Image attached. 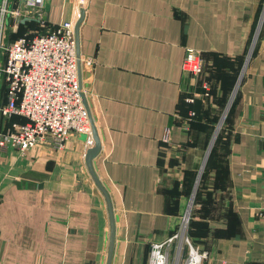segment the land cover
I'll return each instance as SVG.
<instances>
[{"label": "crops", "instance_id": "obj_1", "mask_svg": "<svg viewBox=\"0 0 264 264\" xmlns=\"http://www.w3.org/2000/svg\"><path fill=\"white\" fill-rule=\"evenodd\" d=\"M78 1L45 0L42 23L6 19L3 41L75 25ZM84 11L81 85L115 221L111 264H149L189 208L185 236L206 251L202 264H264V0H84ZM187 48L204 60L196 79L182 70ZM204 81L210 96L187 101ZM24 121L0 119V131ZM92 145L71 132L60 146H0V264H105L110 221L85 163Z\"/></svg>", "mask_w": 264, "mask_h": 264}, {"label": "built area", "instance_id": "obj_2", "mask_svg": "<svg viewBox=\"0 0 264 264\" xmlns=\"http://www.w3.org/2000/svg\"><path fill=\"white\" fill-rule=\"evenodd\" d=\"M44 15L45 0H0V79L6 88L0 119L7 121L12 115L25 118L24 122L13 123L0 131V146L21 152L51 143L60 146L71 132L84 134L90 141L92 138L82 100L85 93L78 78L73 24L65 22L45 32H34L32 36L24 34L10 42L3 41L6 19L17 24L28 18L42 23ZM203 62L199 51L187 48L182 70L196 79L203 73ZM202 87L209 90L207 82ZM191 94L187 98L189 102L199 96L196 92ZM168 139L169 131L164 137L166 142ZM186 229L187 221L180 234L153 243L149 264H170L168 249L174 240H179V245L172 264H180L184 253L182 264H202L207 253L185 236Z\"/></svg>", "mask_w": 264, "mask_h": 264}, {"label": "water", "instance_id": "obj_3", "mask_svg": "<svg viewBox=\"0 0 264 264\" xmlns=\"http://www.w3.org/2000/svg\"><path fill=\"white\" fill-rule=\"evenodd\" d=\"M83 0H81V8H80V17L77 19L76 23H75V41H76V52H77V69H78V78H79V83L80 86L82 84V71H81V56H80V49H79V27L81 25V22L83 21L84 15H85V11L83 6ZM82 100H83V104L87 110V114H88V118H89V122H90V126H91V135H92V139H93V145L91 147H89L85 153V163L87 166V169L94 181V183L96 184V186L98 187V189L103 193L106 203H107V209H108V213H109V221H110V235H109V245H108V251H107V256H106V262L105 264H111L112 261V255H113V248H114V238H115V221H114V216H113V210H112V206H111V202L108 196L107 191L105 190V188L103 187V185L101 184L99 178L97 177L94 168H93V159L95 158V156L98 154L99 150H100V138H99V134L97 132V128L96 125L94 123L93 120V116L91 114L86 96L84 94H82Z\"/></svg>", "mask_w": 264, "mask_h": 264}, {"label": "rangeland", "instance_id": "obj_4", "mask_svg": "<svg viewBox=\"0 0 264 264\" xmlns=\"http://www.w3.org/2000/svg\"><path fill=\"white\" fill-rule=\"evenodd\" d=\"M78 3L81 5V0L78 1ZM83 8H84V0H83ZM74 27V32H75V25H73ZM2 66V65H1ZM203 70H204V62H203ZM204 72V71H203ZM203 74V73H202ZM206 82V81H204ZM209 85V84H208ZM210 86H209V90L207 91L205 88L202 87L201 85V91L197 92L199 94V98H208L210 96ZM208 93V95H206ZM217 105L215 104L212 108V111L210 112V116L213 117V123H214V126L212 129L209 130V132L211 131V135L212 136H218L220 135V132H221V129H222V121L224 120L223 119V116H224V111L223 110V105ZM222 109V110H221ZM219 124V125H218ZM214 145V144H213ZM34 149V148H33ZM31 150V149H29ZM210 159V156L208 157V160ZM208 160L206 161L205 165L203 166L202 168V173H203V170L206 168L207 166V163H208ZM202 175V174H201ZM199 178H200V175H199ZM200 180L201 179H197L196 180V183H195V187L198 186V184L200 183ZM193 200V199H192ZM192 200H191V203H192ZM190 210V208L188 209V211ZM187 211V214H186V221H187V226H188V216H189V213Z\"/></svg>", "mask_w": 264, "mask_h": 264}]
</instances>
